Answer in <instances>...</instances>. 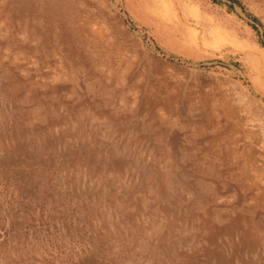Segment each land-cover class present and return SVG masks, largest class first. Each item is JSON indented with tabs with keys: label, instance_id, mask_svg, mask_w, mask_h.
<instances>
[{
	"label": "rangeland",
	"instance_id": "374dc122",
	"mask_svg": "<svg viewBox=\"0 0 264 264\" xmlns=\"http://www.w3.org/2000/svg\"><path fill=\"white\" fill-rule=\"evenodd\" d=\"M0 264H264V0H0Z\"/></svg>",
	"mask_w": 264,
	"mask_h": 264
}]
</instances>
